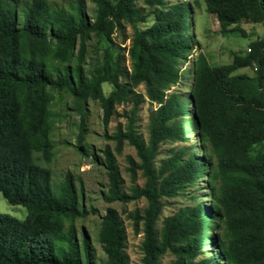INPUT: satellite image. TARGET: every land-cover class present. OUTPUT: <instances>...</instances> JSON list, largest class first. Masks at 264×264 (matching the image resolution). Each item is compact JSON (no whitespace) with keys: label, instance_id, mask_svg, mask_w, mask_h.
Segmentation results:
<instances>
[{"label":"trees","instance_id":"obj_1","mask_svg":"<svg viewBox=\"0 0 264 264\" xmlns=\"http://www.w3.org/2000/svg\"><path fill=\"white\" fill-rule=\"evenodd\" d=\"M152 8L153 21H145L137 2ZM224 33L239 29L244 20L264 25V0H203ZM92 16L84 0L69 8L49 0H0V192L10 204L24 205L28 214L18 219L0 212V264H131L126 252L127 230L118 210L107 207L101 218L98 241L105 260L95 257L87 231L77 220L95 210L84 204L83 188L71 173L56 185L52 172L36 162L53 156L52 132L55 93H68L81 120L85 103L99 101L103 123L116 105L132 102L123 127L118 123L110 136L120 151L132 145L138 160L128 156L129 173L136 182L131 193L122 189L115 153L109 145L98 155L83 144L86 130L79 127L76 147L85 157L102 163L109 186L107 201L144 197L147 205L130 218L135 233L142 232L143 264H161L170 251L171 264H264V40L250 43L248 53L235 52L230 63L212 66L198 53L192 69L190 92L172 87L184 77L183 65L195 50L193 6L164 0H94ZM133 33L127 49L126 25ZM121 33L122 42L113 37ZM103 35L109 42L103 61L87 73V42ZM126 60L129 63L126 65ZM254 68L252 74L237 72ZM111 85L105 94L103 83ZM156 107L148 120L145 139L136 128L139 105L145 100ZM191 105L192 111L188 109ZM204 142V155L194 144L173 149L156 165L160 144L186 142L190 131ZM107 135V134H106ZM207 169L218 183L211 205L197 195L192 206L179 208L157 222L161 199L197 185ZM218 223L223 234L215 233ZM215 253L199 258L203 246Z\"/></svg>","mask_w":264,"mask_h":264},{"label":"rangeland","instance_id":"obj_2","mask_svg":"<svg viewBox=\"0 0 264 264\" xmlns=\"http://www.w3.org/2000/svg\"><path fill=\"white\" fill-rule=\"evenodd\" d=\"M55 7L69 8L71 3L75 0H49ZM87 5V11L92 16V11L95 7L94 0H84ZM178 1L189 2L193 6V14L191 16L194 28L190 30L193 34V41L195 42V50L190 55L189 60L183 65L184 77L181 82L172 87L179 93L190 92L189 87L192 84V69L194 60L198 53L206 55L209 63L212 66H219L222 64L230 63L233 60L235 52L248 53L250 43L255 40H264V25L262 23H253L242 20L239 23V29L224 33L221 31L220 24L215 15L206 11L205 3L203 0H164L165 6L176 3ZM137 6L142 10L145 21L137 23L139 28L149 26L153 21L152 8L147 6L142 1L137 2ZM133 33L132 27L126 25L127 40L122 44L126 47L121 52L128 58L127 49L130 44V37ZM121 33L116 30L113 37L117 43L122 42ZM109 42L103 35H92L91 39L87 42V54L85 67L87 73L103 61L104 49L108 47ZM129 63L126 60V65ZM254 68L245 67L239 69V73L252 74ZM103 90L108 93L111 90V85L107 82L103 83ZM138 93L143 94L144 101L139 105L136 118V128L145 139L148 137V120L152 110L156 107L155 103H150L146 97L145 88L140 85L136 88ZM55 100L51 105L54 112L60 113V116L55 115L54 129L52 132V141L54 144L53 156L50 161H45L41 157V153H35L36 162L43 167H47L52 172V179L54 183V191H57L55 184L61 182L67 173H71L74 177L76 185L83 188L84 204L89 210L94 208V213H89L87 217L77 220L79 229L87 231L90 241L93 246L95 257L99 263L105 260V255L102 252L101 244L98 241V231L102 216L105 214L107 207H114L120 213V216L126 226L127 240L126 252L130 257L131 264H143V252L141 242L143 234L135 233L133 229V222L130 214L135 210H143L147 201L144 197L139 199L123 202L120 200L107 201L103 197L105 191L109 186L108 176L105 166L94 160L92 157L83 156L77 149V134L79 127L86 130L83 144L93 150L100 156H103L102 149L105 145H109L115 153L117 163L122 177V189L126 193H131V187L137 183L140 186L144 183V178L141 172L138 171L136 182H134L129 173L128 156H132L138 160L135 148L125 141L120 151L116 150L115 141L110 138L116 131L118 123L124 127L129 113L132 102H125L116 105V112L111 117L108 125L103 123V109L99 101L92 99L85 103V117H81L74 106V100L68 93L58 95L55 93ZM188 109L192 111L191 105ZM107 134V135H106ZM194 144L196 155L203 156V144L197 134L190 131L188 141L186 142H170L165 141L160 144L159 153L156 157V165H160L162 159H166L172 155L173 149H179L183 146H190ZM217 181L211 176V169H207L204 175L197 179V185L186 186L176 195L164 196L161 201L163 203L162 213L157 222V228L160 229L163 217L175 213L179 208L192 206L195 201L191 198L197 195L199 200H202L207 206L211 205V195L213 194V186L217 185ZM0 212L9 214L18 219H25L28 210L21 204H10L3 194L0 192ZM215 233L223 234V229L220 223L214 230ZM215 253L212 246H203L199 258L208 256ZM175 256L170 252L161 258V264H171Z\"/></svg>","mask_w":264,"mask_h":264},{"label":"built area","instance_id":"obj_3","mask_svg":"<svg viewBox=\"0 0 264 264\" xmlns=\"http://www.w3.org/2000/svg\"><path fill=\"white\" fill-rule=\"evenodd\" d=\"M249 51H250V48H249Z\"/></svg>","mask_w":264,"mask_h":264}]
</instances>
